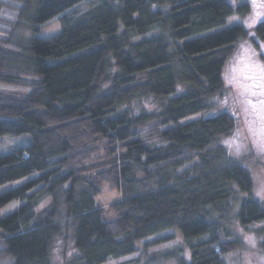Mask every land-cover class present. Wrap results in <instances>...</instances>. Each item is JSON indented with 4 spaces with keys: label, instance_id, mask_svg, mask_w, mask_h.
I'll use <instances>...</instances> for the list:
<instances>
[{
    "label": "trees",
    "instance_id": "16d2710c",
    "mask_svg": "<svg viewBox=\"0 0 264 264\" xmlns=\"http://www.w3.org/2000/svg\"><path fill=\"white\" fill-rule=\"evenodd\" d=\"M248 9L229 0H0V81L27 88L0 92V185L30 176L0 192V209L19 202L0 215V264H52L59 240L72 248L63 264H104L140 242L141 264H225L242 244L230 218L248 230L264 219V201L220 141L237 127L233 115L179 121L223 97L225 65L249 29L221 26ZM54 19L57 34H34ZM251 30L264 42V19ZM24 134L5 145L4 136ZM101 185L121 193L112 218L95 205ZM170 230L188 256L180 247L146 254Z\"/></svg>",
    "mask_w": 264,
    "mask_h": 264
},
{
    "label": "rangeland",
    "instance_id": "374dc122",
    "mask_svg": "<svg viewBox=\"0 0 264 264\" xmlns=\"http://www.w3.org/2000/svg\"><path fill=\"white\" fill-rule=\"evenodd\" d=\"M236 7L238 4H248V11L245 13H234L226 19V22L221 27H228L234 24H241L249 29V36L246 39L239 40L235 52L228 59L224 68V81L226 91L217 106L214 109L205 110L180 119V123L192 121L198 118H205L220 111H227L237 120V127L234 131L223 137L222 144L226 154L230 158H235L242 161L243 165L248 169L253 183V193L257 199L264 201V105L259 101L264 100V95L260 94V88H247L245 85L253 83L252 80L246 77L254 74V69L264 67L259 54L264 53V42L258 39L251 28L259 20L264 19V0H229ZM85 9V6H81ZM81 8V9H82ZM58 19L51 20L46 24L38 27L35 35L46 37L57 34L61 29V23ZM29 30L27 36L31 35ZM140 37V36H139ZM141 38V37H140ZM258 75V73H256ZM259 82V81H257ZM27 91V88L16 86L11 82L0 81V92L12 93L18 96ZM253 92L256 94L253 95ZM251 101V103H249ZM255 105V107H253ZM144 106L147 110L157 109V104L152 101H145ZM28 137L27 134L20 136H4L5 145L11 146L18 141H23ZM29 177L20 178L18 180L6 182L0 185V192L13 188ZM98 195L95 197V205L103 211L104 216L112 218L109 204L119 199L121 193L118 190L111 189L107 185H101ZM19 205V202L13 201L7 203L0 209V215H5L11 212ZM239 204L233 205V212L237 211ZM233 212L229 213L232 214ZM264 219L252 223L248 230L243 229L238 220L231 217L228 226L235 234L240 236L242 240L241 247L235 251L223 255L225 264H264V233L257 235L252 229L262 226ZM171 236L169 239L161 240V242L147 247L146 254L153 252L165 251L173 247L183 249L181 254L188 256V251L183 238L177 231H165L158 236L152 238H163ZM150 239V238H148ZM54 251L51 253L52 264H63L69 258L72 250L71 243L67 242L64 246L63 242H57ZM143 242L138 243L140 250L130 255L121 258L106 261L104 264H133L131 260L138 259L134 264H141V247ZM163 264H177L175 259L167 258L160 259Z\"/></svg>",
    "mask_w": 264,
    "mask_h": 264
},
{
    "label": "snow or ice",
    "instance_id": "6c2138e0",
    "mask_svg": "<svg viewBox=\"0 0 264 264\" xmlns=\"http://www.w3.org/2000/svg\"><path fill=\"white\" fill-rule=\"evenodd\" d=\"M256 73H258V75ZM246 79L252 80L253 83L250 85H245V87L250 89L258 87L261 90L260 94L264 95V67H259L258 69H254V74L252 76L246 77ZM255 94L256 93L253 92V95ZM249 103H251V101H249ZM259 103L261 105H264V100L259 101ZM253 107H255V105H253Z\"/></svg>",
    "mask_w": 264,
    "mask_h": 264
}]
</instances>
